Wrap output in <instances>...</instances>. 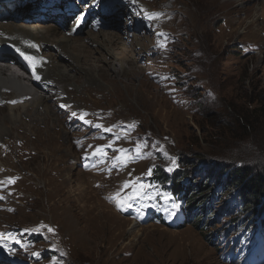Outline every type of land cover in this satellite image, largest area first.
Masks as SVG:
<instances>
[{
	"label": "rangeland",
	"instance_id": "1",
	"mask_svg": "<svg viewBox=\"0 0 264 264\" xmlns=\"http://www.w3.org/2000/svg\"><path fill=\"white\" fill-rule=\"evenodd\" d=\"M64 2L50 14L68 15L70 6H80L76 0ZM141 9L160 17L150 23ZM128 11L140 29L133 30L132 21L122 16L108 19L94 35L100 42L101 32L123 34L126 26L128 38L117 53L132 57L136 72L117 75L123 62L109 55V42L106 49L89 43L93 57L103 56L110 66L106 79L81 66L72 51L74 61L66 57L55 65L57 70L68 66L69 78L56 76L54 67L45 74L59 82L62 99L47 94L39 106L26 99L20 122L6 123L0 132V181L5 182L0 184V233L20 241L6 242L7 250L0 247V252L13 264H264V241L258 245L252 235L261 203L240 207L242 191L232 182L235 162L252 159L264 179V0H142L140 8ZM84 15L77 8L54 42ZM165 20L167 30L161 31ZM89 33L87 24L77 40ZM53 52L39 53L44 58ZM11 90L7 99L14 97ZM7 108L0 107V118ZM233 111L252 115V128L236 123ZM138 145L141 158L121 167L137 155ZM113 149H126L127 156ZM177 173L183 178L182 196L197 190L194 206L206 201L199 208L200 226L191 224L197 214L185 209L184 199L171 196L172 183H156L162 174ZM142 186L147 195L136 196L133 190ZM117 193L121 207L113 199ZM183 217L182 227L172 224ZM256 248L259 260L247 253Z\"/></svg>",
	"mask_w": 264,
	"mask_h": 264
},
{
	"label": "bare ground",
	"instance_id": "2",
	"mask_svg": "<svg viewBox=\"0 0 264 264\" xmlns=\"http://www.w3.org/2000/svg\"><path fill=\"white\" fill-rule=\"evenodd\" d=\"M28 1L30 0H0V10H2L0 11V21L2 22V20L4 19L11 18L9 22L4 21L2 22V24H0V107L8 106L7 116L0 118V132H3V130H5L4 125L6 123H10L13 125L17 122H20L21 115L24 114V111L20 112L22 111L20 109H23V107L24 109H26L25 107H27L28 105L24 103L26 99H28L30 102L35 101L36 99V101H38V106L40 105V103H43L47 99L45 97L47 96V94L54 95V97L62 99L63 94L59 89H57V84H59V82L55 79H51L50 76H48L49 74L45 77V74H47L46 71L48 69L54 67L53 70L56 71V76L59 75L61 79L69 78L67 74V69L69 68L68 66H64L63 69L61 68L62 70H57V67L55 68V65L59 63V61H66V57H68L69 59H73L72 61H74L75 58L72 57V51L76 52V56L81 57L83 61L81 66H87L88 70H90L91 73L95 74L98 79L105 80L107 74L106 71L110 69V66H106V64L108 63L104 61V59L102 58L103 56L100 58L93 57L94 52L89 49V43L97 44L99 48H105L106 46L104 47V44L106 45L109 42V44L111 45V48L108 47L111 50V52L108 51L109 55H115L119 60L123 62L122 67L115 71L117 75H131L133 72H136L137 66L132 57L127 56V54L123 51H121L119 54L117 53V51H119L118 45L120 43L122 44L125 38H128V33L130 30L127 31L128 29H125L126 26H123V28L121 29L123 31V34L120 33L121 31H119V33L117 34H102L101 32L100 34L102 35L103 40L100 42H98L100 35L94 34H99V29L106 27V22H108V19L110 21V19L120 18L122 16L124 17V19H126V21H132L131 25L133 30L140 29L139 22L136 21V17L133 16V14L129 13L128 8H140L142 0H76L80 3V6H77V8H79L80 11H83L86 14L84 15L85 21L84 19L78 22L76 20L75 23L77 22V25L73 24L68 29V31H65V33H61L60 39H62L57 43L56 41L54 42V38L52 37L56 38L57 33L62 29L64 30V27L68 25L70 21H72V15H74L77 10L76 6H70L67 9L70 13L69 15H67L66 13H63L61 15H58V13L51 15L50 13L53 10L60 8L61 3H65L64 1L67 0ZM23 2H26V4L24 5V7H21V4H23ZM93 2L97 3L92 8L90 7V5ZM206 3L207 2H205V6ZM45 4L49 6L43 7V5ZM52 4H54V6H52ZM220 4L217 7V10H219L220 6V8H222V5ZM211 5L209 4L208 7H210ZM3 11H5L4 13L6 14H2ZM230 12L232 11L230 10ZM100 13H105L107 16H102ZM144 14L145 13H143V15ZM166 15V12H164L163 16L165 17ZM221 16L225 18L223 14ZM153 20L154 19L149 20L150 23ZM12 22L22 23V25H20L18 29L17 27L13 26ZM165 23L166 20L162 21L159 24L161 31L167 30L164 27ZM87 24H89V32L91 33H89L88 36H85V38L77 40L78 38L76 34L78 33V30L82 29V27H85ZM245 29H248V27H246ZM83 39H87V43L83 42ZM72 41L78 42H74L71 46L68 47V43H71ZM53 46H55V50L53 49ZM17 49H19V51H17ZM45 49L48 52H50L51 49L55 52L50 53L48 56L42 58L39 52ZM85 52L86 54H84ZM96 52L97 51H95V53ZM21 53H23L24 55H21ZM25 55L34 58L35 68H33L32 63L26 60L29 68L31 69L30 71H28L27 68L22 64V59ZM16 63L17 65H15ZM13 66H17V68L22 70L24 75H17L18 71ZM74 68L75 67H73V69ZM76 68L81 69L82 67L76 66ZM34 71L36 75L39 76V80L34 78ZM91 77L93 78L94 76L89 75V78ZM43 87L45 88L42 89ZM11 89H14L15 91L14 97L7 99L6 96L12 93ZM29 89H34V92L32 93V91H30ZM63 93L66 95V90H63ZM12 101H16V103L20 104L9 105L12 103ZM31 104L33 103L31 102ZM47 119V117L43 118L44 121H46ZM85 166H89L88 163L85 164ZM0 255V264H12L7 261L6 254L0 252ZM11 255H14L13 252H11Z\"/></svg>",
	"mask_w": 264,
	"mask_h": 264
},
{
	"label": "trees",
	"instance_id": "3",
	"mask_svg": "<svg viewBox=\"0 0 264 264\" xmlns=\"http://www.w3.org/2000/svg\"><path fill=\"white\" fill-rule=\"evenodd\" d=\"M233 115H231L235 122L238 123L240 126H242L243 128H252L253 126V121H252V115H248L245 116L244 111H233L232 112ZM257 150L259 151V146H257ZM253 164L255 163V159L253 160H246L245 163L241 162V161H237L235 162V165H237L238 168H236V173L233 175V179L232 182L234 181L235 184H237L239 186V188L242 191V196H239L240 200H241V204L240 207L243 206L244 208V204H248L249 206H251L250 208H254L255 206L259 205L261 203V207H259L256 211V215L258 218L259 223L257 224L259 227H256L255 229H253V231L255 232V230L257 231L258 228H260V230H264V217L262 216V211L264 210V179L262 178V173L258 172V170L253 167ZM244 165V166H243ZM157 183L158 184H164L166 183H172L171 187H170V192L172 193L173 196H175L176 198L179 197L184 199L183 202H185V206H186V210L189 211L191 213V215L197 214V218H195L191 224H196L198 221L199 226L201 225V223L204 221V217L203 214H201L199 212V208L201 206L204 205V203H206V201L202 202L200 205L198 206H194L197 203V190L193 191L191 194L187 193L186 196L185 193L182 196L181 194V188L179 186V182L183 181V178H181V176L179 175V173L175 174L172 179L171 178H166L165 175H160V177H158L157 179ZM208 182V181H207ZM207 182L204 184V186H206ZM234 185V184H233ZM185 187L188 186V184L183 185ZM232 188V187H230ZM229 189V187L227 188V190ZM206 196V195H204ZM210 197V195L206 196V199H208ZM217 198H221L220 194L217 195ZM190 207H194L195 212L193 213L190 209ZM184 209V211H185ZM214 215H210L208 217V219L213 218ZM193 219V218H192ZM200 219V220H199ZM185 221V220H184ZM184 221L178 226V227H182L184 224ZM191 220L187 221V224L190 222ZM209 223V222H208ZM186 224V223H185ZM207 225V224H206ZM206 225H204V228L206 227ZM254 232H253V236H254Z\"/></svg>",
	"mask_w": 264,
	"mask_h": 264
},
{
	"label": "snow or ice",
	"instance_id": "4",
	"mask_svg": "<svg viewBox=\"0 0 264 264\" xmlns=\"http://www.w3.org/2000/svg\"><path fill=\"white\" fill-rule=\"evenodd\" d=\"M141 11H143V12L145 13V17H146L147 19H149V20H152V19H158V18L160 17V14H159V13H151V14H149V13H147V11L144 10V9H141ZM158 35H164V34H162V33H158ZM165 39H166V37H165ZM161 46H162V45H161ZM17 51H19V49H17ZM21 55H24V54L21 53ZM24 58H25L26 60H28L30 63H32L33 68H35V63H34V58H33V57H30V56H26V55H25ZM33 76H34L35 79L39 80V76L36 75L35 71L33 72ZM161 79H167V77H161ZM12 103H16V101H12ZM72 115H73V116H76L77 114H76L75 112H73ZM86 115H87V113H83V114H81L80 118L83 119V117L86 116ZM86 122H87V121H86ZM96 127H101V126L96 125ZM104 131H111V129H104ZM118 138H119V137H117V139H118ZM77 143H79V142H77ZM107 147H111V144L106 145V146L98 147V148L96 149V151L93 153V156H95L97 153L103 152L104 149L107 148ZM140 147H141L140 145L137 146V155H136L135 157H131L130 159H126V160H124L123 163H122L120 166H121V167H122V166H126V164H127L128 162H132V161H134L135 159L141 158V153L139 152ZM113 150H114V151H118V152L124 154L125 156H127V153H128V150H126V149H113ZM105 155H106V153H105ZM120 159H121V157H119V156L116 157V158L113 160V164H112V166H113V167H116V166H117L116 161H118V160H120ZM101 162H103V161H101ZM172 164H173V165L175 164V159H172ZM86 167H87V166H86ZM168 170L171 171L172 169L169 168ZM149 174H151V169H149ZM14 180H15V178H9L8 183H14ZM4 183H5L4 181H0V184H4ZM128 186H129V184H128V182H126L125 185H124L123 187L126 188V187H128ZM133 191H134V194H135L136 196H139V197H143V196L147 195V193H146V192L144 191V189H143V186L141 187V189H140L139 191H136L135 189H134ZM158 194H160V193H158ZM160 195H162V194H160ZM118 197H119V193H117L116 196L113 197V199H116V200H117V206H118V207H121V205H120V203H119V201H118ZM149 198H151V197H149ZM164 198L167 199V197H164ZM0 199H3V197L0 196ZM42 227H43V226H42ZM48 231H49V232H52V231H54V230L51 229V228H49ZM6 242L20 243V241L16 240L15 237H14L11 233H0V247H5V248H6ZM6 250H7V248H6ZM34 255H36V254L34 253Z\"/></svg>",
	"mask_w": 264,
	"mask_h": 264
}]
</instances>
